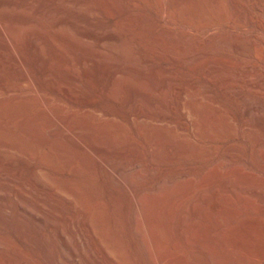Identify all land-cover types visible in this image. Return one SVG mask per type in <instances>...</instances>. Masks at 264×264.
<instances>
[{
    "label": "rangeland",
    "instance_id": "obj_1",
    "mask_svg": "<svg viewBox=\"0 0 264 264\" xmlns=\"http://www.w3.org/2000/svg\"><path fill=\"white\" fill-rule=\"evenodd\" d=\"M81 209L112 264H264V0H0V264H89Z\"/></svg>",
    "mask_w": 264,
    "mask_h": 264
},
{
    "label": "bare ground",
    "instance_id": "obj_2",
    "mask_svg": "<svg viewBox=\"0 0 264 264\" xmlns=\"http://www.w3.org/2000/svg\"><path fill=\"white\" fill-rule=\"evenodd\" d=\"M90 37V36H89ZM33 40V39H32ZM101 41V40H100ZM34 47V46H33ZM25 137V136H24ZM78 140V139H77ZM37 143V142H36ZM34 145V144H33ZM98 164V163H97ZM102 167V166H101ZM108 168V167H107ZM122 170V169H121ZM110 172V171H109ZM116 175V174H115ZM119 176V175H118ZM119 180V179H118ZM121 180V179H120ZM61 181V180H60ZM56 182V181H55ZM121 182V181H120ZM59 182H56V184H58ZM122 183V182H121ZM60 185V183H59ZM58 185V187L60 188V190L58 191V188L55 190L54 186L52 188H49V195H50V202H51V207L52 210H54L55 212H59L60 210V205L62 203H65L66 205H68L70 211L75 212L76 208L74 207L73 203L71 202L70 199H68L67 197H65L63 195V188L62 185L61 187ZM245 187V186H244ZM160 188V187H159ZM256 188V187H255ZM259 192V191H258ZM251 196V195H249ZM254 196V195H253ZM256 196V195H255ZM252 197V196H251ZM254 198V197H253ZM257 198V197H256ZM249 200V199H248ZM256 204V203H255ZM86 207V206H85ZM84 207V208H85ZM89 208V207H88ZM138 209V205L134 203V211L136 212ZM83 210V209H81ZM91 210V209H90ZM140 211V210H139ZM249 211V210H248ZM54 212H51V215L54 216ZM60 215V214H58ZM57 215V216H58ZM86 214L84 213V210L81 211V215L82 219L77 221L76 224V229H77V234L73 231L72 233V237L74 238V244L75 247L72 246L67 240V238L65 237V234H63L61 231L58 232V238L60 239V246L68 252L69 254V258L76 261V260H85L87 263L89 264H102L105 261H110V263L112 264V262H114L113 256H111V252L109 253V251L106 249V251H104L103 249H101L100 247H97L96 249H92L88 252V254H85V252H83V247L84 245L88 244V242L90 243H97V238L95 235L97 232H94L91 226V220L90 222L88 221L87 217L85 216ZM93 215V214H92ZM91 215V216H92ZM135 215V214H134ZM56 216V215H55ZM90 216V218H91ZM252 216V215H251ZM59 217V216H58ZM244 217V216H243ZM54 218V217H53ZM38 219L40 220V218L38 217ZM93 221V220H92ZM57 225V224H56ZM93 225V223H92ZM56 227V226H55ZM57 228V227H56ZM58 229V228H57ZM138 231V230H137ZM139 233V232H138ZM79 234V237L77 236ZM140 234V233H139ZM138 234V235H139ZM148 234V233H147ZM254 234V233H253ZM75 236H77V238H75ZM71 237V238H72ZM99 238V237H98ZM142 238V236H141ZM99 241V240H98ZM101 241V240H100ZM100 243V242H99ZM58 244V245H59ZM99 245V244H98ZM96 246V245H95ZM100 246V245H99ZM102 246V245H101ZM91 247V246H90ZM100 248V249H99ZM149 252V251H148ZM246 260V259H245ZM77 262V261H76ZM245 262V261H244ZM61 264V263H58Z\"/></svg>",
    "mask_w": 264,
    "mask_h": 264
}]
</instances>
